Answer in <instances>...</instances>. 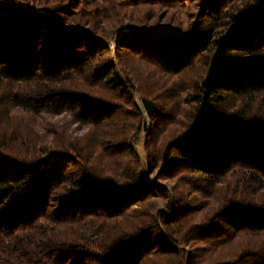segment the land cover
Segmentation results:
<instances>
[{"label": "trees", "instance_id": "obj_1", "mask_svg": "<svg viewBox=\"0 0 264 264\" xmlns=\"http://www.w3.org/2000/svg\"><path fill=\"white\" fill-rule=\"evenodd\" d=\"M198 1L182 27L168 12L185 0L84 1L99 20L79 0H0V264H264V0ZM204 56L172 93L149 67L175 76ZM119 66L161 88L163 105L141 96L144 150L172 194L126 142L145 126L130 129ZM48 113L88 130L73 137Z\"/></svg>", "mask_w": 264, "mask_h": 264}, {"label": "rangeland", "instance_id": "obj_2", "mask_svg": "<svg viewBox=\"0 0 264 264\" xmlns=\"http://www.w3.org/2000/svg\"><path fill=\"white\" fill-rule=\"evenodd\" d=\"M37 1H39V0H37ZM65 1H67V0H60V3H63ZM84 1L86 3H90L93 0H79V4H78L79 14L80 15L89 14L91 17L93 15L97 20H99L96 14L89 12V10H87V9L86 10L81 9L82 8L81 4ZM29 2H30V0H29ZM198 2H199L198 0H185V2L180 5L181 7L170 8L168 15L170 13H172V16L173 17L175 16L176 20H180V21L175 20L174 22H178V23H180V25L182 27H184L185 25L189 24L188 22L191 19L194 20L197 17V12L199 9V7L197 5ZM39 4H40V2H39ZM54 4H55V2L52 1V2L48 3V6L51 7ZM145 9H147V8H145V7L141 8V10H145ZM154 21H155V19L153 18L149 22L151 23ZM162 22H165V23L168 22V18L165 17ZM129 23L130 22L127 19H123V21L116 28L115 33L109 35V37L107 38V40H108L107 42L109 43V46L111 49H113V47H114L115 37L117 36V34L119 32L130 31L132 29V27ZM204 58H205V56L204 57H198L197 60L195 61L196 64L193 65L194 67L189 68L188 70L184 71L180 75H175V76L174 75H164V74L158 72L156 70V68H154V66H149V65L148 66L151 68L152 72L155 73L156 77H163L162 80H163V83H165V84L162 88L168 89V87L171 86V88H172V86H174V85H180V87H184L185 85H188L192 79H197L201 76L203 71H202V68L200 66H198L199 64H197V63L199 62L198 59L204 60ZM118 69H119V73L121 75H124L126 73V75H128L129 78L131 79V82H134L133 83L134 87L132 89V92H133L132 93V102H133L134 107L130 102L126 103V107H131L130 112H128V113H130V114L132 113V115L127 119L128 122L131 121V123H133L132 124L133 127H130V129L131 128L134 129V127L137 125V123L138 124L140 123V125H141V122H143V125L145 126V128L140 129V131L138 133H136V135L134 137H131V130H128L130 135L126 136V138H127L126 142H128V144H130L132 146L133 152L137 153L140 156V158L142 159V165L144 167V179L148 180V181H152V182L154 181V182H157L161 185L166 186L168 192L170 194H172L174 192L173 191L174 186H175V184H177V182L174 181L175 178H168V179H162V180L156 179L154 177L156 169L154 168L151 170L148 168L147 161L145 159L146 153L144 150L145 140L147 137L148 129L150 127V124L153 123V120L146 114V111H145L143 104H142V101H141V96L144 95V96H148L151 98L154 97V99L158 103V105H163L164 102H161V99L158 96H156L160 93L161 88L158 89L159 87H155V86L151 85L149 82H146L147 78L143 75H140L138 77V74H134L136 72L131 70L130 68H124V67L119 66ZM171 88L168 89L165 93H172L173 89H171ZM188 91L189 90L186 89V90L178 91V92H180L179 95H180V97H182L184 95V93H185V95H187V94L190 95L188 93ZM123 97L128 99V94H124ZM2 99H4V98H0V101ZM258 100H259V97L256 98L257 103H258ZM6 101H7V99H6ZM4 103H5L4 101L0 102V113H6V111H7ZM192 104H193V102L191 100L187 101V102L186 101L182 102L181 111H180L181 114L178 116V118L180 119V121H179L180 123L183 120L182 117L185 118V110L188 107H191ZM253 105H255V104H253ZM134 108H135V111H134ZM13 109H14V107L10 108V112L13 113ZM44 118L47 119L48 123H71L72 128L68 129V132H70L72 134L71 136H73V137H79V136L85 134V132L88 130V125L86 126L84 123H76V122L71 121V116L69 114L64 115L62 113L61 114L48 113V114H45ZM69 119H70V121H69ZM180 123H176V124L172 125L171 129L173 130L175 127L179 128ZM14 124H15V126H17V128H20L23 125L25 127V125L29 126L32 123H14ZM40 127H41V125H40ZM36 128L40 129L39 125H36ZM54 128L58 130V127H54ZM53 141L54 140L50 141L49 139H47L46 142H44V140H42L41 143H36V149H37V150H35L36 153L40 154L41 153L40 149L42 148V146H45L47 148V147H49L48 144L52 145ZM217 186L219 188L220 183ZM219 197H220L219 190L217 189V191H215L213 196L210 197L209 202H208V203H210V205L208 206L207 209H212V207L214 208L215 207L214 205L217 204ZM157 207L161 208V207H163V205L158 204V205H156V207H154L152 209L153 212L156 211V214L158 213ZM207 209H206V211H207ZM187 219H189V218H187ZM179 245L181 246V243H179ZM188 246L189 245L185 244L183 247L185 250H187V249H189Z\"/></svg>", "mask_w": 264, "mask_h": 264}]
</instances>
